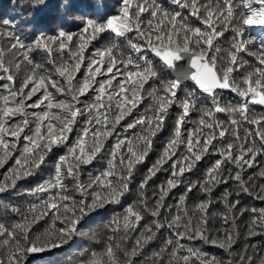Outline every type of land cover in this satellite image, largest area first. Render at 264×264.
Listing matches in <instances>:
<instances>
[{"label":"snow or ice","instance_id":"6c2138e0","mask_svg":"<svg viewBox=\"0 0 264 264\" xmlns=\"http://www.w3.org/2000/svg\"><path fill=\"white\" fill-rule=\"evenodd\" d=\"M167 2L173 7L160 0H120L115 14L94 7L78 17L76 31L61 23L55 34L30 21L23 25L27 32L18 34L13 19L0 20L6 26L0 31V169H5L0 194L42 171L54 148L65 149L48 178L30 190L26 206L11 207L19 219L0 221V264H52L58 250L88 235L86 225L96 224L108 206L121 204L169 118L171 134L139 181L137 198L103 223V233H91L100 247L82 250L86 258L79 264H264V249L258 251L256 244L233 250L245 213L244 239L264 235V207L240 199L247 195L264 202V165L247 179L244 174L264 158V111L254 108L264 107V31L260 46L250 47L256 43L253 26L264 29V0ZM41 6L47 7L46 0H32L34 12ZM102 35L104 43L86 56ZM41 53L44 59L37 61ZM223 89L238 99L222 103L217 90ZM90 91L94 95L82 101ZM145 96L151 99L145 112L124 126L125 132L139 131L117 137L103 166L82 179L83 166L103 153L105 142ZM80 116L85 126L68 143ZM208 155L218 158L202 177L185 181V173ZM169 161L170 175L149 202L146 188ZM230 181L233 188L218 197L222 210L211 211L214 190ZM182 183L173 214L166 197ZM194 189L202 195L190 210ZM166 207L169 211L162 212ZM42 220L45 226L35 228ZM165 228L168 235L147 254ZM196 240L221 249L227 259L182 242Z\"/></svg>","mask_w":264,"mask_h":264},{"label":"trees","instance_id":"16d2710c","mask_svg":"<svg viewBox=\"0 0 264 264\" xmlns=\"http://www.w3.org/2000/svg\"><path fill=\"white\" fill-rule=\"evenodd\" d=\"M160 3L168 8L173 7L168 4L167 0H160ZM47 7L41 6L40 11L34 12L32 8V0H0V20L3 18H11L13 21L17 24L16 31L18 34H20L22 31L27 32V29L23 27L25 22H31V24L36 28L43 30L44 32L48 34H55L57 31L58 26H60L61 23H63L66 26H72V30L76 31L75 25L79 23L78 17L84 14L86 11H91L94 7L102 6L105 10V12L110 14H115L120 6V0H46ZM186 14V13H185ZM6 26H4L2 23H0V31H3ZM252 35L256 37V43L255 45H250V47L258 48L260 46V33L264 31V29H261L259 26H253L252 28ZM230 33H226L225 37H228ZM245 38H247V33L245 35ZM27 42V41H26ZM104 43V35L101 36L98 40H95L90 43L88 49H86L85 55L89 56L90 53H92V50H95L96 47L102 45ZM225 47L227 44L224 45ZM37 61H42L44 59V54L36 55ZM249 60H252V57H246ZM87 61H85L86 65ZM51 67L50 65L48 66ZM84 72V66H82L81 72L77 74V78H81ZM99 79V77H98ZM189 88H192L191 84H188ZM147 87V86H146ZM219 97L221 99V102H228L232 101L235 102L238 97H236L235 93L232 92H223L218 91ZM0 94L2 93V90H0ZM94 95L91 91L89 94L86 95V97H82V101H86L91 96ZM3 101L0 100V106H2ZM151 103L150 97L145 96V99L138 104L137 108L132 111V113L125 118V120L121 121V124L117 126L116 132L111 136L106 142H105V149L103 150V153L98 155L96 159L92 161V163L83 166V174L82 179H87V174L89 172L96 173L99 168H101L104 164V160L106 157V153L108 151V148L115 143L117 137L123 138L125 135L128 137L132 136L133 131H139V128L135 130H128L125 132V125L132 120H135V118L143 114L145 112L146 107ZM82 107L83 105H78ZM255 111L257 113L264 111V107L262 106H254ZM177 111V108L173 106L170 109V112L173 114ZM87 114H85L86 116ZM192 119H196L198 116V113L193 112L190 114ZM218 116L221 119H225L223 114H218ZM84 116H80L77 118V123L74 125V130L69 134V141L68 143H71L77 136V133L79 130L85 126L84 125ZM173 121L171 118L166 120L165 127L159 131L154 137V143L152 146V149L149 151L148 155L145 157V160L143 163L139 164L137 166V170L135 172L134 178L130 184V190L129 192L122 197L121 204L119 205H110L108 206L109 211L108 213L103 216L96 224L92 225H86L83 229L85 233L88 235H84L76 239L75 243H70L67 246H64L63 249L58 250L55 255L51 257L52 264H79V261L85 259V256H81L80 253L82 250L86 248H93V249H99V245H97L94 241L90 239V235L92 232H100L103 233V223L107 222V219L113 215L123 212V209L127 204L131 203L133 200L137 198V186L139 181L144 177V175L147 174L148 169L152 167V165L155 163V161L158 159L163 145L167 142L168 137L171 134V128H172ZM187 127H192V125H187ZM230 138V137H229ZM214 143L219 146L218 142ZM65 149L63 148H54L53 152L50 154L48 158V165L42 166L43 170L38 172L35 176L28 178L25 181H21L18 184V187L10 192L9 194H0V221H3L5 219L12 220V219H19V217L14 216L10 209L11 207H20L23 209L27 202L29 201V192L30 190L35 187L37 183L43 182L45 179L48 178L49 172L52 170L51 165L52 162L58 158L59 155L64 154ZM183 151V148L180 150ZM179 154V153H178ZM218 158L214 155H208L205 156L200 162H198L196 168L190 172L185 173V181L187 180H196L203 175L204 169L211 164V162ZM175 159V157L173 158ZM12 161H9V164H11ZM172 161H169L168 164H165L163 169L152 178V180L149 182L147 188H146V195L149 198V202H151L152 199H154V192L157 190V186L161 183H163L166 178L170 175V164ZM264 165V158H260L257 160L256 167L255 168H246L245 169V179L249 175H253L254 173L258 172L260 170V167ZM7 167V166H6ZM5 169H0V173L4 172ZM233 188V183L230 181L228 184H220L216 187L214 190V200L216 202L213 204L211 211H221L222 206L218 202V197L220 196L221 192H223L225 189L231 190ZM185 190V184H180L177 186V188L172 189L169 195L166 197V205L172 206L171 211L174 214L176 211L175 205L179 203V196L184 193ZM202 194L199 193L196 189L193 190L192 193L189 194V198L187 200V205L189 206V209L191 210V207L195 201L199 199V197ZM242 204L247 205H254L256 207H264V202H261L259 200H256L252 197H248L247 195H241L240 197ZM8 206L7 208L5 206ZM169 211L168 207L165 209H162V212L167 213ZM248 214L245 213V216L241 218L238 221V224L240 226L241 231V237L237 241L236 244L233 246V250L236 252H240L241 249L246 244H256L257 250L260 251L261 249H264V235L261 236H255V237H249L247 240L244 239L243 233L246 231L245 228V222L247 220ZM47 219V218H46ZM143 223V222H142ZM216 226H220L219 219L216 220ZM45 226V221H40L37 225L34 227L37 229H41ZM138 232L131 233V235L134 237L137 235ZM168 235V230L161 229L160 233H158V239L156 242L150 244L146 249L145 252L150 255L151 251L159 246V241L164 236ZM184 243L191 244L194 247H200L202 250L208 252L210 255H216L218 257L224 256L225 259L227 257L223 253L221 249H218L217 247L211 245V244H204L202 241L196 240V241H182Z\"/></svg>","mask_w":264,"mask_h":264},{"label":"water","instance_id":"95a60500","mask_svg":"<svg viewBox=\"0 0 264 264\" xmlns=\"http://www.w3.org/2000/svg\"><path fill=\"white\" fill-rule=\"evenodd\" d=\"M186 83H189V84L193 85L192 82H190V81H188V82H186ZM193 86H194V85H193ZM222 91H230V90H228V89H223Z\"/></svg>","mask_w":264,"mask_h":264},{"label":"bare ground","instance_id":"6f19581e","mask_svg":"<svg viewBox=\"0 0 264 264\" xmlns=\"http://www.w3.org/2000/svg\"><path fill=\"white\" fill-rule=\"evenodd\" d=\"M92 51H94V50H92ZM89 55H91V53Z\"/></svg>","mask_w":264,"mask_h":264}]
</instances>
